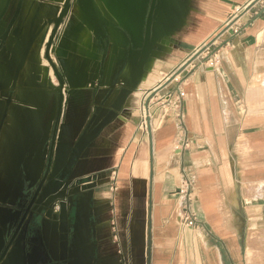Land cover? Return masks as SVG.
<instances>
[{
    "label": "crops",
    "instance_id": "0c3cea01",
    "mask_svg": "<svg viewBox=\"0 0 264 264\" xmlns=\"http://www.w3.org/2000/svg\"><path fill=\"white\" fill-rule=\"evenodd\" d=\"M122 1L137 2L138 14L131 10L119 21L97 10L95 0H69L47 55L62 1L23 0L21 10L12 12L17 1L10 0L11 12L0 16V70L7 61L11 68L0 85L12 88L2 121L0 99V140L4 129L15 156L0 198L6 212L45 165L57 114L55 69L63 97L51 174L94 108L104 100L90 127L131 73L137 51L130 57L129 45L142 34L149 0ZM237 6L235 30H223ZM46 21L15 73L28 41ZM152 35L157 38L137 86L86 145L63 187L45 201L46 208L52 199L58 205L52 217L42 213L37 244L59 260L61 215L67 235L62 252L71 264H264V0H160ZM208 38L219 50L217 65L197 58L164 79ZM160 82L151 91L150 131L143 132L138 123L144 93ZM177 88L184 90L180 106L162 107L157 99ZM179 138L186 140L183 152L175 148ZM183 179L195 192L187 205L193 226L182 222L175 194Z\"/></svg>",
    "mask_w": 264,
    "mask_h": 264
},
{
    "label": "water",
    "instance_id": "95a60500",
    "mask_svg": "<svg viewBox=\"0 0 264 264\" xmlns=\"http://www.w3.org/2000/svg\"><path fill=\"white\" fill-rule=\"evenodd\" d=\"M159 1L160 0H149L148 9L144 18L142 34L137 40L136 38H134L133 42H130L128 50L130 57L133 49H136L137 55L136 58L131 57V60L133 62L132 71L122 83L117 96L110 103L105 114L92 127H90L97 113L101 109L104 100L94 108V112L89 118L85 127L82 129V131L70 147V150L68 151L63 164L56 172L51 174V171L53 170L52 151L54 136L63 97V79L60 73L55 69V75L58 80L57 114L51 132L48 155L40 177L36 180L29 179L26 185V192H19L18 200L15 202L16 207L11 208L9 212H6L5 210H3V208H0V264H14L16 260H19L18 264H54V262L57 261L53 257H49L44 253L38 254L37 251H34V249L30 251L31 242L33 240V235L35 234L37 223L42 222V213L44 212L45 215L52 217L54 208L56 205H58V202L55 199L50 200L49 206L47 208L46 206H44V203L45 201H49L51 196L57 193L59 189L63 187L72 171L74 164L76 163V160L79 158L86 145L107 123H109L115 116H117L118 110L121 108L124 99L137 86L142 75L145 59L150 52L152 44L157 38L156 36L152 35V21L158 8ZM68 4L69 0L63 1L58 15L53 20V30L46 43V55L48 54V48L52 40L54 31L58 27ZM43 26L44 25H42V27ZM41 28L38 29L28 41L21 56L20 62L15 70V73H17L18 69L22 65V62L30 45L40 32ZM229 31L232 32L231 28ZM14 81L15 77L11 84L12 87L14 86ZM7 106L8 104H5L1 115V121L4 119ZM59 224V248L60 252H62L67 239L64 216L61 217V215H59ZM22 251L26 253V256L19 259L17 254L21 253ZM15 252H17V254H15ZM59 260H61L62 264H71L65 258V256L62 257L60 255Z\"/></svg>",
    "mask_w": 264,
    "mask_h": 264
},
{
    "label": "built area",
    "instance_id": "2783aa9c",
    "mask_svg": "<svg viewBox=\"0 0 264 264\" xmlns=\"http://www.w3.org/2000/svg\"><path fill=\"white\" fill-rule=\"evenodd\" d=\"M250 2H246L243 7H246L249 5ZM239 6L234 8L233 13L229 16V18L225 21L223 24V30H227L228 28H232V22L231 19L235 16V13L238 11ZM232 30H235V28H232ZM213 38H208L207 40L203 41L199 46H197L182 62L179 64L175 70L172 72L165 74L164 79H168L170 76H175L178 74L177 70L183 66L185 67L190 62H193L196 60L199 64H206L210 66H215L219 62V50L216 46L212 47L213 44ZM162 86V82L155 84L151 89H148L145 91L143 96V102L141 104V116L138 123V127L143 132L150 131V127L148 126L147 120L150 116V110L149 105L152 104L154 101L152 100L153 94H151V91H155L158 88ZM184 96V90L181 88H177L175 93L167 92L164 94L161 98L157 99L160 101V105L163 107V104H166L168 106H173L175 108H178L180 106L181 99ZM178 116H182L181 112H177ZM175 148L181 152L186 148V140L179 138L176 140ZM176 197L178 199V202H180L181 205V219L182 222L187 226H193L196 222L195 217L192 215V213L189 211L187 205L188 203L195 198V192L193 189V186L191 182L187 179H183L180 184L178 185L176 191H175ZM57 205L55 206V210Z\"/></svg>",
    "mask_w": 264,
    "mask_h": 264
},
{
    "label": "rangeland",
    "instance_id": "374dc122",
    "mask_svg": "<svg viewBox=\"0 0 264 264\" xmlns=\"http://www.w3.org/2000/svg\"><path fill=\"white\" fill-rule=\"evenodd\" d=\"M9 1L10 0H5L2 3V6L0 5L1 6L0 7V16H3V14L6 11H10L11 12V10H12V12H14L16 10V11L19 12V10H21L20 7H22L21 5L23 4L22 3L23 0H16L17 2L14 5L17 4V7H15L16 9L14 8V9H11V10H9V8H8L9 7V3H10ZM60 1L63 2V0H60ZM93 5H95L97 10L103 11L104 14L107 17L114 18V19L118 18L119 21H122L124 16H126L129 13H131V10H133L132 14L133 13L134 14H136V13L138 14L137 9H138V6H139V4L137 2H135V4L131 6V4L125 3L122 0H95V3ZM116 5L118 7H116ZM130 7H132V8H130ZM46 8H48V7H46ZM118 8H120V9L118 10ZM12 20L14 21V16L12 17ZM47 23L48 22L46 21V22H44L43 25L45 26ZM41 24H42V20L37 25V28ZM43 27L41 29H43ZM2 37H3V35L0 36V38H2ZM2 41L3 40L0 39V43H1L0 46L3 44ZM85 42L86 43L89 42V38L86 39ZM20 45H21L20 41H17L16 44L14 45L15 50L18 51L20 49ZM34 46H35V49H34V52H33L34 58H31L32 61L36 60V51H35L36 50V42L34 43ZM32 65H33V63H32ZM10 71H11L10 62L7 61L6 62V68L4 69V71L0 70V81L2 79H6L7 76H8V73H10ZM11 89L12 88L10 87V83L8 85H6V86L5 85H3V86L0 85V99L3 100L4 104H5L6 100L10 98ZM1 109H2V103L0 102V112H1ZM4 128H5V126H4ZM8 136L4 135V129H3L2 137H1V140H0V198L4 197V193L7 190L8 181H9L7 171L11 170L13 162L15 160V156L12 154V149H11V144H10V137H8Z\"/></svg>",
    "mask_w": 264,
    "mask_h": 264
},
{
    "label": "flooded vegetation",
    "instance_id": "af4514ba",
    "mask_svg": "<svg viewBox=\"0 0 264 264\" xmlns=\"http://www.w3.org/2000/svg\"><path fill=\"white\" fill-rule=\"evenodd\" d=\"M18 200V199H17ZM16 200V201H17ZM14 207H16V206H14ZM13 207V208H14ZM40 226H41V223L40 222H38L37 223V227H36V229H35V234L33 235V240H32V242H31V246H30V251H32L33 249H34V251H37V253L38 254H40V253H42L41 252V250H40V247L38 246V242H37V239L35 238V235L37 234V231L39 230L38 228H40ZM34 246V247H33ZM28 251V250H27ZM15 254H17V252H15ZM18 255V258L20 259V258H22V257H24V256H26V253L24 252V251H22L21 253H19V254H17ZM62 257H64L65 255H64V253H62L61 252V254H60ZM57 262V264H62V262H61V260H57L56 261ZM19 263V260H16L15 262H14V264H18ZM37 264H41V263H37Z\"/></svg>",
    "mask_w": 264,
    "mask_h": 264
},
{
    "label": "bare ground",
    "instance_id": "6f19581e",
    "mask_svg": "<svg viewBox=\"0 0 264 264\" xmlns=\"http://www.w3.org/2000/svg\"><path fill=\"white\" fill-rule=\"evenodd\" d=\"M114 6V5H113ZM116 7H118L117 5H116ZM120 8H118V10H119ZM121 13V12H120ZM119 13V14H120ZM34 49H35V46L33 45V47H32V49H31V51H30V53H29V58L31 59V58H34V54H33V52H34Z\"/></svg>",
    "mask_w": 264,
    "mask_h": 264
}]
</instances>
